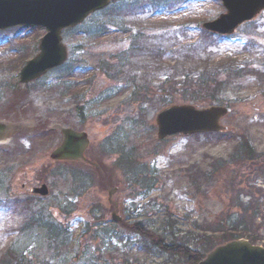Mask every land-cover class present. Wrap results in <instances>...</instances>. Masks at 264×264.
I'll list each match as a JSON object with an SVG mask.
<instances>
[{
	"label": "rangeland",
	"instance_id": "374dc122",
	"mask_svg": "<svg viewBox=\"0 0 264 264\" xmlns=\"http://www.w3.org/2000/svg\"><path fill=\"white\" fill-rule=\"evenodd\" d=\"M119 1L117 5L125 0ZM221 4L220 0H190L179 3L178 9L164 8L156 14L146 10L141 17L165 20L168 25L145 30L151 36L140 41L142 52L133 59L129 57L128 65L120 68V58L131 46L128 35L134 28L121 31L112 26L91 40L85 39L87 34L83 31L64 36L68 47L66 63L72 61L79 66L70 79L77 83L74 90L83 95V118H79L70 95L62 97L56 89L38 88L39 83L55 82L54 78L63 74L64 64L37 81L21 84L18 75L23 62L17 67L9 63L17 53L9 50L12 40L18 46L24 44L22 61H26L38 53L45 29L32 26L0 35V124L7 135L0 142V251L14 245L15 249L25 251L31 264H190L186 258L164 252L155 242H185L201 249V241L195 240L199 231L230 228L239 215L255 230V244L264 247V168L257 169L249 160L227 161L220 163L212 177H197L194 184L189 181L197 166L207 169L215 158H227L238 134L248 137L256 150V159L264 161V91L259 83L253 77L240 76L231 85L235 91L229 92L230 102L226 104L231 111L219 121L227 127L228 134L219 139H209L202 133L174 134L158 140L154 120L161 109L183 102L205 108L210 103L185 101L179 91L160 93V79L152 75L155 72L150 62L143 66L144 54L158 46L169 48L171 44L173 51L164 52L169 64L181 60L187 66H201L200 60L205 57L204 35L198 26L202 20L223 12ZM104 16H90L78 29L95 30ZM189 17L194 20L184 25ZM250 23L256 24L257 30L241 25L227 40L217 39L214 60L231 56L264 70V11ZM67 30L65 34L70 35ZM182 34L188 36L182 38ZM248 39L257 44L258 52L242 49ZM100 60L111 67H100ZM135 84L147 89L132 94ZM63 127L87 131L91 143L86 156L102 162L107 171V186L118 187L110 202L116 204L126 224L142 222L148 238L131 231L130 226L118 225L113 229L106 223L111 221L109 194L98 184L92 168L50 158L49 153L61 141ZM104 144L110 148L107 154L101 152ZM122 156L141 168V178L154 179L149 192H144V187L132 194L124 190L128 175L116 166ZM72 170L89 172L84 173L92 180L83 181L87 186L84 191L80 190L83 175L74 180L75 184L70 178L62 179ZM41 183L48 187L45 196L30 191ZM74 187L76 191L69 192ZM162 213L169 215L170 226L164 223ZM48 228L59 234L54 236Z\"/></svg>",
	"mask_w": 264,
	"mask_h": 264
},
{
	"label": "trees",
	"instance_id": "16d2710c",
	"mask_svg": "<svg viewBox=\"0 0 264 264\" xmlns=\"http://www.w3.org/2000/svg\"><path fill=\"white\" fill-rule=\"evenodd\" d=\"M118 1L119 0H112V3L109 7L98 12L105 15V20L103 19L101 23L97 24L95 26V30H89L87 28L79 30L77 26L73 28H67V31H70L69 33H71L70 35L65 34L66 29H64L63 35L65 36V38H68L83 31L87 34V36H85V39L91 40L94 39V37L102 36V34L107 31V28L112 26L118 27L121 31L125 30L126 27L134 28L135 30L128 35V37H130L131 39V46L128 48L126 53H123V56L120 58V62L118 64L120 68L123 65H128L127 62L129 57L133 59L138 52H142L143 49L140 46V41L148 39L151 36L150 34H147V32L151 31L154 28L162 29L164 26L168 25L166 24V22H164L165 20H151L148 19V15H146L147 17L145 18L141 17L142 14L146 13V10H150L152 11V14H156L158 10H162L164 8H167L169 10L178 9V6H180L178 5L179 3H189L190 0H125L122 4L117 5ZM95 14L96 13L91 16H95ZM192 20L194 19L189 17L187 21L183 22V24H190L192 23ZM200 21L201 20L199 19L196 22L197 26ZM245 25H248L249 29L251 30L257 29L256 24L247 23ZM13 29L21 31L27 30L28 28L20 26L8 29L6 31H10ZM145 30H147V32H145ZM198 30L204 35L202 48L205 51V57L200 60L201 66L197 63L192 66H187V64H185L184 61L181 60H176L174 64H169L167 61H165L164 52H172V49H174L172 47L174 46L173 44L167 46L169 48L166 49L158 46L150 50V52H147V56L146 54H144L145 59H143V66H146L147 63L150 62L155 72L152 73V75H154L156 79H160L158 85L160 93L172 94L175 91H179L185 101L200 102V100H204L208 101V103L210 104L212 102H216L220 105H226L230 102V97H228L229 92L235 91L234 88L232 89L230 87L231 85L235 84L236 81H239L240 76H249L248 78L253 77L259 83L262 91H264V70L257 69L254 66H249V64L240 63V60L233 59L230 56L214 60L213 57L218 52V50L213 46L216 45L217 39L224 40L227 38L221 37L219 35H211V33L200 28V26H198ZM187 36V34L181 35L182 38ZM11 44L9 50H16L17 53L9 60V63L17 67L19 65L18 63L24 62V60L22 61L24 57V44L20 43V46H18V44L14 43L13 41H11ZM77 47H80V45L78 44ZM242 49L245 51L248 50L250 52H258V46L252 39L246 40L244 44H242ZM73 51L74 49L72 48V54ZM145 51H147L146 47ZM98 64L100 67L103 66L106 69L111 67L109 66V64L104 63L102 60H100ZM182 64L183 66H181ZM63 67V74L56 76L54 78L55 82L45 85L43 84V82L39 83L40 86L38 88H42L41 86H44L45 88H52L54 90L56 89V91L58 90V93H60V96L62 97L70 95L76 103L75 106L78 114L82 116V110L84 108V105H82L83 95L81 92L79 93V91L74 90L77 83H75L74 80L70 79L74 75V72L79 68V66L75 64L73 65L72 61H70V63L65 64ZM130 78H132V76H130ZM142 88H144V90L147 89V87H141L135 84L132 94L136 93L137 91H139V89ZM16 91L20 92L19 89H16ZM228 133L229 132H210L205 133V135L209 139H219L223 134ZM255 151L256 150L254 149L252 142L248 140V137L245 134H238L237 142L232 147V150L231 152H229L227 158H215L210 164H208L209 166L207 169H201L197 166V169L192 171V174L189 175V181L191 182V184H194L197 177L202 176L206 179H208V177L210 176L212 177V175L215 174L217 168L220 167V163L223 164L227 161L238 162L240 160H249L254 163V166L257 169L261 170L264 168V161L258 162V159H256ZM127 159V156H122L120 159H118V164L121 165L119 167H121L125 174L128 175V185L124 190L128 191L129 194H132L133 192L137 191L138 187H144V192H149V188H151L154 184V179L144 180L143 178H141L139 176L140 168L137 167L135 163L133 164V162H130ZM255 160L257 161L255 162ZM84 172L80 171V174L84 176L81 180V187L83 189L86 187L83 185V181L89 182L91 179L89 177V174H85ZM53 174L54 171L50 175ZM106 174L107 172L105 170V177L107 182ZM68 175L69 176H63V178L67 179L68 177H70L72 183L75 179L79 178L74 170L68 172ZM101 180H103V178ZM162 216L165 219L164 223L167 226H170L168 220L169 215L167 213H162ZM106 223L111 225L113 229H115L118 225L130 226L129 228L131 231L141 234V236L144 238H148V235L146 236L147 229L140 221H132L131 225L126 224L125 220L117 224L107 220ZM49 230L50 232H54V236H57L59 234V232L55 231V229L53 228H50ZM243 235H246V237L251 242L255 243V230H253V227L248 225V223L243 222L241 215H239L237 219L232 222L230 228L221 227V229H203L199 231V233H197L196 235L197 237L195 238V240L201 241L202 246H199L201 247V249L197 247H191L188 243L185 242L180 245L175 243L167 245L161 239L155 242V244L161 250L168 254L178 255L180 257L186 258V261L188 259V261H190V264H197L199 259L202 258L204 252L212 248L214 244L235 237H243ZM218 237L220 238L219 241H217ZM154 241L155 240H153L152 242ZM26 258L27 257L25 251L15 249L14 245H9L5 249L0 251V264H31V261Z\"/></svg>",
	"mask_w": 264,
	"mask_h": 264
},
{
	"label": "water",
	"instance_id": "95a60500",
	"mask_svg": "<svg viewBox=\"0 0 264 264\" xmlns=\"http://www.w3.org/2000/svg\"><path fill=\"white\" fill-rule=\"evenodd\" d=\"M110 0H0V29L12 26H40L46 29L38 44L39 52L29 59L19 72V82L26 83L43 75L48 69L65 62L67 48L61 30L82 22L91 12L104 8ZM225 12L202 23L203 28L220 34H233L244 21L264 9V0H221ZM229 108L192 104H175L158 112L155 118L158 138L169 134H191L225 129L218 122ZM1 132V126H0ZM88 145L85 132L63 130V139L50 158L54 160H83ZM89 162V161H88ZM115 190V189H113ZM46 195L45 184L32 189ZM114 220L121 217L112 213ZM198 264H264V247L243 238L220 243L208 251Z\"/></svg>",
	"mask_w": 264,
	"mask_h": 264
}]
</instances>
